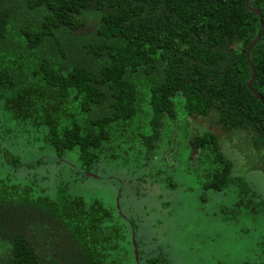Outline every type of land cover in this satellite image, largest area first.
<instances>
[{
  "label": "trees",
  "instance_id": "1",
  "mask_svg": "<svg viewBox=\"0 0 264 264\" xmlns=\"http://www.w3.org/2000/svg\"><path fill=\"white\" fill-rule=\"evenodd\" d=\"M260 18L248 88L245 53ZM254 92L264 101V0H0V140L18 133L7 147L38 154L22 161L0 150V264H141L121 189L111 206L79 188L141 173L142 155L154 158L183 115L264 148V103ZM219 144L211 132L188 144L202 201L230 193L263 209ZM53 161L68 170L48 180L42 168ZM32 164L39 176L19 175ZM161 164L141 175L151 188L174 172ZM258 235L255 252L246 247V257L258 253L249 264H264V227Z\"/></svg>",
  "mask_w": 264,
  "mask_h": 264
},
{
  "label": "rangeland",
  "instance_id": "2",
  "mask_svg": "<svg viewBox=\"0 0 264 264\" xmlns=\"http://www.w3.org/2000/svg\"><path fill=\"white\" fill-rule=\"evenodd\" d=\"M1 129L3 132L7 130L6 127ZM168 131L154 158L142 155L141 164L145 169L141 173L133 168L132 171L122 170V173H118L120 178L114 177L115 180L109 181L111 184L103 183L107 182V178L101 177L96 181L85 180L87 182L79 189L98 197L105 196L102 201L111 206L121 189V209L134 224L141 264H146L148 255L164 259L162 264H249L254 259L258 260V253L246 257V247L250 244L254 248L255 240L259 239L258 230L262 231L264 227V208L257 209L255 204L249 203V199L238 200L230 193L207 192L208 197L202 201L196 180L190 174H195L194 169L199 168L190 165L188 144L195 135L204 132L214 134L220 143L219 151L235 164L234 173L245 177L263 204L264 148L255 150L250 139L240 131L224 133L218 128L210 129L206 124H195L187 115L172 123V129ZM2 136L0 150L20 156L22 161L37 157L35 149L30 151L31 154H23L31 149L28 145L21 155L14 152L19 149H16V140H13L16 150L7 147L9 141L6 138H20L18 133H4ZM31 140L29 136L28 141ZM50 154L46 150V155ZM41 155L39 157L46 159ZM162 160H166L169 166L174 165V172L165 177L164 186L151 188L148 178L152 180V177L145 178V181L141 175L147 173L150 164L161 166ZM35 166L37 164L30 165L19 175L28 172L29 175L39 176L41 167ZM58 169L68 170L61 163L48 162L42 168L43 176L51 180L57 175ZM106 173L113 174L109 170ZM169 183L174 186L173 190L167 187ZM251 202L255 203V199Z\"/></svg>",
  "mask_w": 264,
  "mask_h": 264
},
{
  "label": "water",
  "instance_id": "3",
  "mask_svg": "<svg viewBox=\"0 0 264 264\" xmlns=\"http://www.w3.org/2000/svg\"><path fill=\"white\" fill-rule=\"evenodd\" d=\"M249 0H245L246 3H248ZM251 11H253L254 13H256L259 17H261V14L258 10H255L253 8H250ZM263 27V24H262V21H261V18H260V28H259V31L258 33L256 34L255 38L252 40V42L247 46L246 48V53H245V57H246V60L248 62V65L249 67L251 68V78H250V81L248 83V88H250L251 86V83L254 79V69H253V66L251 64V61H250V58H249V54H250V51L251 49L259 42V39H260V29H262ZM254 95L256 96L257 99H259L262 103H264V101L262 100V98L254 92Z\"/></svg>",
  "mask_w": 264,
  "mask_h": 264
}]
</instances>
